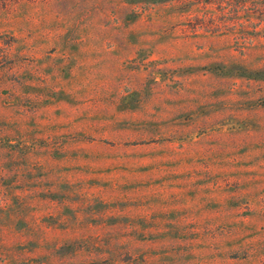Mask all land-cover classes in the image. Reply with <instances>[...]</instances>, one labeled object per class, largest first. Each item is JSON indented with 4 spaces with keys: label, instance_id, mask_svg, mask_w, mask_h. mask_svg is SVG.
<instances>
[{
    "label": "rangeland",
    "instance_id": "rangeland-1",
    "mask_svg": "<svg viewBox=\"0 0 264 264\" xmlns=\"http://www.w3.org/2000/svg\"><path fill=\"white\" fill-rule=\"evenodd\" d=\"M264 0H0V264H264Z\"/></svg>",
    "mask_w": 264,
    "mask_h": 264
},
{
    "label": "trees",
    "instance_id": "trees-1",
    "mask_svg": "<svg viewBox=\"0 0 264 264\" xmlns=\"http://www.w3.org/2000/svg\"><path fill=\"white\" fill-rule=\"evenodd\" d=\"M154 1H162V0H154ZM241 74H245V75H250V76H254V77H262L264 76V68H261V69H253V70H250V69H247L243 66H237L235 67Z\"/></svg>",
    "mask_w": 264,
    "mask_h": 264
}]
</instances>
